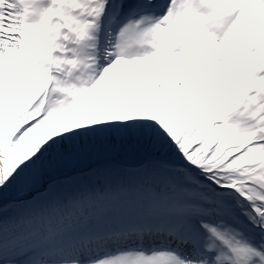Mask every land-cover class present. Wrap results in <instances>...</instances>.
I'll use <instances>...</instances> for the list:
<instances>
[{"label": "snow or ice", "instance_id": "obj_1", "mask_svg": "<svg viewBox=\"0 0 264 264\" xmlns=\"http://www.w3.org/2000/svg\"><path fill=\"white\" fill-rule=\"evenodd\" d=\"M0 264H264V0H0Z\"/></svg>", "mask_w": 264, "mask_h": 264}]
</instances>
